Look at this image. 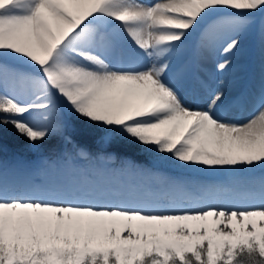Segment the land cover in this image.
<instances>
[{
    "label": "snow or ice",
    "instance_id": "6c2138e0",
    "mask_svg": "<svg viewBox=\"0 0 264 264\" xmlns=\"http://www.w3.org/2000/svg\"><path fill=\"white\" fill-rule=\"evenodd\" d=\"M250 37L259 86L212 88ZM128 152L234 187L75 182L72 161L156 174ZM0 264H264V0H0Z\"/></svg>",
    "mask_w": 264,
    "mask_h": 264
},
{
    "label": "bare ground",
    "instance_id": "6f19581e",
    "mask_svg": "<svg viewBox=\"0 0 264 264\" xmlns=\"http://www.w3.org/2000/svg\"><path fill=\"white\" fill-rule=\"evenodd\" d=\"M209 70H211L212 65L208 63L205 65ZM261 78V59L260 51L257 40L254 37L248 38L244 44L241 53L235 58L233 69L229 73H215L213 72L210 84L212 88H221L225 90L229 96H234L249 87H258ZM254 114L252 108H248L247 111L241 113L243 119H247L250 115ZM17 155L11 157H4L5 160L11 165ZM73 168H87L92 175L85 177H76L75 182L81 187L82 190H94L98 194H102L108 197H121L130 194V190H144L150 192L162 193L167 190L166 186L163 190L157 188V180L153 177V183L155 187H151L147 184V175L140 174L136 175L135 170L125 168L121 163L120 166H113L111 169L108 168V165L113 162H105L103 175H96L95 170L101 169L99 163L95 164V168H92V164L84 162H71ZM94 170V171H93ZM57 173H49V178L55 176ZM62 174H71V173H62ZM256 175H259L257 172ZM219 179V178H218ZM217 178H208L204 177H195L191 180L184 181L190 186L197 185H220L226 190H230L234 187L232 179L221 177L220 182ZM143 181L146 183L143 185ZM194 183V184H193Z\"/></svg>",
    "mask_w": 264,
    "mask_h": 264
},
{
    "label": "trees",
    "instance_id": "16d2710c",
    "mask_svg": "<svg viewBox=\"0 0 264 264\" xmlns=\"http://www.w3.org/2000/svg\"><path fill=\"white\" fill-rule=\"evenodd\" d=\"M9 150L4 154V156L9 154H17V152L14 149V146L12 145L11 141L8 142ZM91 147V145H89ZM28 158H33L34 156L30 154H22ZM121 155H127L131 160L138 163L139 165L149 163L150 164V158L145 156L143 153L140 152H128V153H122ZM115 162H121L119 160ZM150 166L154 167L156 169V172L164 171V172H170L173 175H181L183 172L188 171L190 173H199L201 171L197 168H188L183 165L176 164L174 162H163V163H157L155 165L150 164ZM206 174H208L206 172Z\"/></svg>",
    "mask_w": 264,
    "mask_h": 264
},
{
    "label": "rangeland",
    "instance_id": "374dc122",
    "mask_svg": "<svg viewBox=\"0 0 264 264\" xmlns=\"http://www.w3.org/2000/svg\"><path fill=\"white\" fill-rule=\"evenodd\" d=\"M75 162H82V161H75ZM83 163V162H82ZM103 163V164H102ZM90 164H92V163H90ZM104 164H105V162H100V166H101V168H102V171L105 169L104 168ZM92 168L94 169L95 168V165L94 164H92ZM108 168L109 169H111L112 167L110 166V165H108ZM94 171V170H93ZM52 173H55V172H52ZM139 176V175H138Z\"/></svg>",
    "mask_w": 264,
    "mask_h": 264
}]
</instances>
